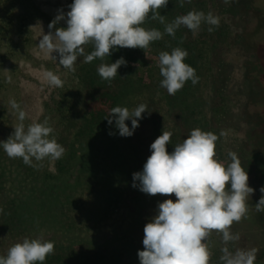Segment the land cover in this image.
Masks as SVG:
<instances>
[{"label":"clouds","instance_id":"obj_1","mask_svg":"<svg viewBox=\"0 0 264 264\" xmlns=\"http://www.w3.org/2000/svg\"><path fill=\"white\" fill-rule=\"evenodd\" d=\"M191 3V0H186ZM227 3L228 0H225ZM185 0H179L183 7ZM168 0H73L66 13L67 27H56L65 19L61 10L49 23L50 31L39 39L38 46L52 56L65 69L75 72L78 57L85 63L94 59L104 60L111 50L119 48L147 49L150 42L162 39L158 29H145L142 25L151 14L153 20L165 24L160 9ZM218 27L220 18L211 12L192 10L166 23L164 32L175 37L176 30L187 27L195 36L202 24ZM55 29V31H51ZM213 27L208 31L212 32ZM93 51L85 52L86 45ZM188 52L180 47L159 54V68L163 79L161 87L169 95H175L186 81L195 85L199 81L196 70L184 62ZM121 65L127 61L121 57L114 63H101L97 72L104 80H112ZM53 87H63L64 81L51 70L44 73ZM11 107L18 110V123L6 141H0L9 158H22L24 164L33 165V159H59L65 148L51 134L54 132L49 119L25 126L26 112L12 100ZM146 104L134 109L113 107L106 115L109 125L115 126L121 136H131L139 126ZM131 120V128L125 122ZM112 134L111 132L109 133ZM220 136L226 135L221 131ZM172 133L164 131L150 145L151 155L143 170L133 173V187L139 182L142 192L149 195L175 194L176 200L166 199L158 204V214L144 226L143 250L138 251L140 264H210L211 250L208 238L213 231L222 234V264H254L258 249L236 248L230 251L228 244L239 241L240 235L230 229L248 212L247 199L255 191L249 186L247 171L241 166L237 153L229 152L230 162L225 164L216 157L218 135L200 128L191 130L181 143L169 153L166 145ZM264 194V186L260 188ZM264 211V195L255 205ZM3 209L0 208V212ZM55 242L41 237L24 238L11 246L6 256H0V264H43L48 255L54 254Z\"/></svg>","mask_w":264,"mask_h":264},{"label":"trees","instance_id":"obj_2","mask_svg":"<svg viewBox=\"0 0 264 264\" xmlns=\"http://www.w3.org/2000/svg\"><path fill=\"white\" fill-rule=\"evenodd\" d=\"M11 1L12 4L22 3V0H9V6ZM67 1L69 6L73 3V0ZM217 1V12L235 13L239 10L237 0ZM196 4L201 9L206 5L203 0H191V3L185 0L181 7L179 0H168L167 7L159 11L165 16L166 24L167 20L176 18V13L185 14L190 5L197 9ZM9 6L5 7L3 16L0 12V99L11 95V86L5 88L1 83L20 72V66L24 64L21 62L33 59L27 52L33 41V31L19 22L11 30V19L6 18ZM205 8L209 9L208 6ZM21 9L24 14L27 8L21 5ZM34 12L32 9L29 13L33 15ZM165 24L153 20L149 14L142 26L164 32ZM56 27L64 26L57 24ZM178 38L179 34L175 33L174 42ZM184 41L185 38H181V45ZM159 44L158 40L150 42L145 50L117 47L103 61L97 58L91 63H85L80 57L73 72L75 87L72 93L77 103L78 120L74 138H81V142L78 147L71 145L69 154L57 159L54 173L46 169L48 158L42 161L33 159L35 166H29L22 158H9L0 144V208L3 209L0 212V256H6L11 246L26 237H41L55 242L54 254L48 255L43 264H140L138 251L143 250L144 245L138 238L144 237V226L156 215L154 212L158 214V204L163 201L144 206L124 204L125 198L132 197L135 202L139 199L130 186H133L134 171H138L141 148L134 142H125L124 145L118 139L115 121L109 125L106 115L113 107L131 106L128 99L139 93L136 90L156 86L154 71L144 66L141 58L153 55ZM91 51L93 46L86 45L85 52ZM121 57L127 61V66L121 65L114 79H102L97 72L98 66L114 63ZM184 62L194 68L192 57L187 56ZM134 64L143 66L139 76V67L134 68ZM222 82L220 70L208 61L209 94L193 96L189 90L193 84L188 80L175 95L164 93L165 105L171 112L178 109L180 121L186 120L194 110L202 112V121L208 118L206 113H210L214 120V115L224 110ZM66 99L69 101L65 97L56 101L57 107L64 105ZM128 126L131 128V124ZM13 132L14 129L10 128L8 133L0 134V141H6ZM79 186L87 189L85 195L91 204L87 214L89 221L69 215L75 212L77 204L84 202L85 196L80 199L83 190L77 189ZM144 213L148 219L141 224L140 215Z\"/></svg>","mask_w":264,"mask_h":264},{"label":"rangeland","instance_id":"obj_3","mask_svg":"<svg viewBox=\"0 0 264 264\" xmlns=\"http://www.w3.org/2000/svg\"><path fill=\"white\" fill-rule=\"evenodd\" d=\"M203 1L206 4L204 8L201 9L196 4L197 9L194 7L195 10L203 11L205 14L211 12L213 15L218 16L220 18L219 26L215 27L204 23L195 36L191 30H186L185 26H181L176 30V33L180 36L177 42H174L173 36L162 32V39L158 40L161 45L159 44L157 50L152 51L154 54L141 58L145 64L144 66H149L154 71L157 80L156 86L152 89H138L136 91H139V93L136 92L138 94L135 97L128 99V102L131 103V106H128L130 110L141 103L147 105V110L142 113L143 118L139 119V126L133 134L131 136H121L118 131V139L124 145L125 142H134L138 147L140 146L142 156L138 161V171L140 172L151 155L150 145L157 137L162 135L163 130L172 133L170 143L167 144L169 147H166L169 153L174 150L176 144L187 138L191 130L200 128L204 131H211L219 137L216 142L215 153L220 161L227 164L230 162L228 153H237L241 166L248 173V184L255 190L247 199V202H252L264 195L260 191V188L264 186V109L262 103L259 102L260 97L256 96L258 92L253 89L250 79H248L250 69L248 63H256V60L264 59V40L257 39L259 35L258 24L255 23L252 17L247 16L241 10L235 11V13H220L216 11L217 0ZM8 3L9 0L0 1L2 16L5 7L9 6ZM21 5L27 8L24 9L26 10L24 14ZM206 6L209 9L205 8ZM30 9L35 10L33 15L30 14ZM61 10L65 13V19L59 21L58 24L67 27L66 13L70 10L67 0H22V3L17 1L15 4H12L11 1L9 16H6V18L11 19V30L20 24L33 31L31 34L33 41L27 51L30 52L33 59L21 62L24 64L20 66V72L12 75L9 81L1 83L5 88L7 85L11 86V95L9 94L6 99H0V134L8 133L10 128L14 129L20 123L18 110H14L10 103L15 100L20 105V109L26 112V119L24 120L26 126L33 122H42L45 118L49 119L50 126L54 129L51 135L65 148L63 154L65 156L67 153L69 154L71 145L74 144L78 147L81 142V138L78 140L74 138L78 126L77 103L72 93V89L75 87V78L73 72L58 63L57 53H53L57 56V60H55L38 46L42 35L50 31L49 23ZM192 10L194 9L190 5L185 14ZM28 13L30 15H26ZM177 16H180L179 13H176ZM172 21L167 20V23ZM209 27H213L214 30L209 32ZM51 31H55V29ZM181 38H185L182 45ZM176 47L186 49L187 56L195 60L194 68L199 81L189 88L193 96L199 97L202 93L205 95V92L209 94L207 89L208 61H211L220 70L223 80L222 92L224 95L222 102L224 110L222 109L221 113L214 115V120L211 119L210 113H206L208 118L202 121V112L200 114L198 110H194L193 114L186 116V120L180 121L181 113H178V109L171 112L165 105L163 95L168 92L160 85L163 77L160 74L159 54L162 51L170 53ZM79 61L80 57H78L75 66ZM135 67H139L137 72L139 76L143 66L134 64ZM48 70L60 76L64 81L63 87L49 85L44 76V73ZM263 72L264 70L259 73L260 77H264ZM63 97L68 98L69 101L66 99L64 105L57 107L56 101ZM59 110H62V112ZM125 122L131 124V120ZM159 129L161 131H158ZM221 131L225 132L226 135L220 136ZM77 147H74V149ZM56 161L57 159H47L46 169L49 172L54 173L56 171ZM138 171H134V173ZM136 184V187L130 186V188L139 195L138 201L135 202L132 197H128L123 200L124 204H141V206H144V204H157V202L166 199L176 200L175 194L149 195L140 190L138 181ZM77 189L83 190L80 199L85 196L84 202L83 204H77L75 212L72 211L69 215L89 221L87 214L91 204L89 203V197L85 195L87 189L82 186ZM143 208L147 210L146 207H142V210ZM155 214H157V211L154 212ZM140 216L141 224H144L148 219L147 215L144 213ZM257 216L254 209H248L246 217L231 225L230 231L233 234L238 233L240 239L228 244L230 251H235L236 248H256L258 249L256 258L261 254L264 249V221L262 222ZM139 226L141 225L139 224ZM136 227L138 228V225ZM143 238V236L138 238V241L143 243ZM208 245L212 253L210 264H222L220 260L222 256L221 249L224 247L222 234L213 231L208 238ZM83 249L80 248L79 250Z\"/></svg>","mask_w":264,"mask_h":264},{"label":"flooded vegetation","instance_id":"obj_4","mask_svg":"<svg viewBox=\"0 0 264 264\" xmlns=\"http://www.w3.org/2000/svg\"><path fill=\"white\" fill-rule=\"evenodd\" d=\"M237 1L239 2L238 4L239 10H241L247 16L252 17L255 23L258 24L259 35L257 39L264 40V0H237ZM256 61H257L256 63L255 62L248 63V67H250L248 71V77H249L248 79H250V83L253 86V89H255L256 92H258L256 93V96L260 97L259 102L262 103L264 109V77L259 76V73L264 70V59L263 60L259 59ZM260 197L255 201L247 202V205H248V209H254V212L257 213L258 215L257 217L263 222L264 211H257L255 207ZM254 264H264V249L262 250L261 254L255 259Z\"/></svg>","mask_w":264,"mask_h":264}]
</instances>
